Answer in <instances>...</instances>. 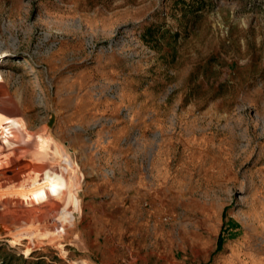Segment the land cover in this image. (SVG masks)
I'll use <instances>...</instances> for the list:
<instances>
[{"label": "rangeland", "instance_id": "1", "mask_svg": "<svg viewBox=\"0 0 264 264\" xmlns=\"http://www.w3.org/2000/svg\"><path fill=\"white\" fill-rule=\"evenodd\" d=\"M5 109L57 185L0 264H264V0H0Z\"/></svg>", "mask_w": 264, "mask_h": 264}, {"label": "bare ground", "instance_id": "2", "mask_svg": "<svg viewBox=\"0 0 264 264\" xmlns=\"http://www.w3.org/2000/svg\"><path fill=\"white\" fill-rule=\"evenodd\" d=\"M29 131L19 115L0 111V203L41 222L51 202L49 181L54 187L57 183L51 177L52 151Z\"/></svg>", "mask_w": 264, "mask_h": 264}]
</instances>
